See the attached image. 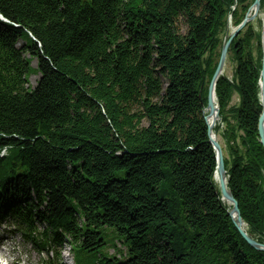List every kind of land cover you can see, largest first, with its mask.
Masks as SVG:
<instances>
[{
    "label": "trees",
    "instance_id": "16d2710c",
    "mask_svg": "<svg viewBox=\"0 0 264 264\" xmlns=\"http://www.w3.org/2000/svg\"><path fill=\"white\" fill-rule=\"evenodd\" d=\"M246 2L0 0V221L55 250L42 264L59 263L65 241L77 264H264L218 191L204 116L220 32ZM250 37L232 41L236 83L221 76L216 96L228 187L264 241L262 52Z\"/></svg>",
    "mask_w": 264,
    "mask_h": 264
},
{
    "label": "rangeland",
    "instance_id": "374dc122",
    "mask_svg": "<svg viewBox=\"0 0 264 264\" xmlns=\"http://www.w3.org/2000/svg\"><path fill=\"white\" fill-rule=\"evenodd\" d=\"M255 2H256V0H247V2L245 3V4H248V6H247V9L244 11V19L246 18L247 15L250 14V16H252L254 14V12L252 13V9L254 7ZM245 4H243V5H245ZM263 17H264V0H261L260 11L256 15V17L253 20L248 21L246 23V25L244 26V28L240 31L242 33V36L247 35L248 33L250 34V36H251L250 38L252 39L251 40V51H252L255 59H259V56L261 55V52H262L261 64H262V58H263V50H262V42H261V35H262V30H263ZM244 19H243V21H244ZM239 25H234V23L232 21V14L231 13L227 15L225 27L221 30L220 35H219L220 38L222 39V46H223V43H224L226 36L230 37L233 30L235 28H237ZM184 29H185V27H184ZM22 44H23L22 42L18 43L19 46H21ZM221 50H222V48H221ZM208 56H209V54H207L205 56L206 59L208 58ZM36 63H37V61L34 59L31 64L33 67H35ZM236 67H237V60L234 57V54L229 51L228 57L226 60V64H225V68H224V72L221 76H226L227 79L231 83L235 84L236 83V80H235ZM213 76H214V74H213ZM213 76H211L210 82L208 84V92H209V86H210V83L212 81ZM39 77L40 76L38 74L31 75L29 77V84L32 86H35L36 81L39 79ZM260 79H261V73H260V78H259L258 84L260 82ZM239 103H240V95L236 90H234V91H232L231 99L228 103L227 109L229 110L231 108H237L239 106ZM219 104H220V102H219ZM220 119H221V106H220ZM220 122H221L222 127L220 128L219 132H217L218 140L222 146L224 157L230 160V154H229V150L227 148V144L225 142V139L221 137V134H222L223 130L226 128V125H224V124L222 125V120H220ZM230 122L232 123L233 126H236V122L234 119H231ZM225 166H226V164H225ZM217 188H218V191H220V188L219 187H217ZM231 208H232V206L230 207V209ZM5 228H6V225H3L0 227V234L5 232ZM248 228L249 227L246 224L245 230L247 231ZM7 232H9V231L5 232L7 234V236H6V238H4L5 242L4 241L3 242L5 243V246L8 249L9 253H11V260L12 261L20 260V262H21L20 264H39L40 263L41 256L36 251V249L34 248L32 243L27 242L23 238L21 233H19V232H14V233L9 232V234H11V235H8ZM254 239H256L260 243L264 244V241H262L258 238H254ZM113 244H114L113 242L110 243V245H113ZM117 245L120 246V243H117ZM67 248H69L68 244H66V251L69 250ZM64 251H65V247H64ZM107 251L109 254H116L117 253V250L113 246H109ZM259 251H261V250H259ZM67 253H69V251ZM80 259H83V258H80ZM98 259H99V256L94 258V260L87 261L86 264H95V262ZM66 261H67V263H65V264H70V261L68 263V259H66Z\"/></svg>",
    "mask_w": 264,
    "mask_h": 264
},
{
    "label": "water",
    "instance_id": "95a60500",
    "mask_svg": "<svg viewBox=\"0 0 264 264\" xmlns=\"http://www.w3.org/2000/svg\"><path fill=\"white\" fill-rule=\"evenodd\" d=\"M260 2H261V0H256L254 7H253L255 9L254 14L252 16H250V14L247 15L246 18L244 19V21L237 28H235L233 30L230 37L226 36V38L224 40L222 50H221L220 59L218 62V66H217V69L214 73V76H213L212 81H211L210 86H209L208 102L204 108V114H205L206 109H210L211 113L215 114V117L217 119L220 118V104L218 103V105L215 106L213 98H214V94L216 93L217 83H218L221 75L224 72V68H225L227 57H228L230 45H231L233 39L244 28L246 23L248 21L253 20L256 17L258 12L260 11ZM261 42H262V50H263L262 75L264 77V26H263L262 35H261ZM260 101H261L262 108H263L262 114H261V121H262V126L264 127V86H263V89L261 91ZM204 116H205V120L208 124V133H209L210 142L213 145L215 153H216V159H217L216 174H218L220 177L221 196H222V199L227 200L232 205V208L228 211L229 215L231 216L235 226L237 227V229L239 230V232L243 236V238L253 248H255L257 250L264 251V244L260 243L258 240L251 237L248 234V232L243 228L244 220H243L242 215H241L239 203H238L237 199L234 197V194L231 191V189L226 184L227 170H226V166H225V157H224L222 146H221L219 141L213 139L212 126L209 124L208 117L206 116V114ZM261 143L264 145V134L261 137Z\"/></svg>",
    "mask_w": 264,
    "mask_h": 264
},
{
    "label": "bare ground",
    "instance_id": "6f19581e",
    "mask_svg": "<svg viewBox=\"0 0 264 264\" xmlns=\"http://www.w3.org/2000/svg\"><path fill=\"white\" fill-rule=\"evenodd\" d=\"M255 11V9L253 8L252 9V13ZM263 26H264V17H263ZM263 86H264V77H263V75H262V70H261V79H260V82H259V87H260V93H259V98H260V95H261V91H262V89H263ZM214 105L215 106H217L218 105V103H219V101H218V98H217V96H216V93L214 94ZM205 114H206V116L208 117V122H209V124L212 126V130H213V139L214 140H217V141H219L218 140V135H217V129H218V127H220L221 126V122H220V118L219 119H217L216 117H215V114H212L211 113V111H210V109H206L205 110ZM212 114V115H211ZM215 182H216V184H217V186L220 188V177H219V175L218 174H216L215 175ZM226 184L228 185V175L226 174ZM221 198H222V196H221ZM223 200V202L227 205V206H229V207H231L232 205L227 201V200H225V199H222ZM230 210V209H229ZM243 228L244 229H246V224L244 223L243 224Z\"/></svg>",
    "mask_w": 264,
    "mask_h": 264
}]
</instances>
